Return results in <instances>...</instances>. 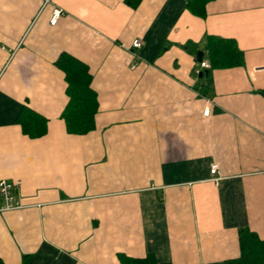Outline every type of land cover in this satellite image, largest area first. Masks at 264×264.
I'll use <instances>...</instances> for the list:
<instances>
[{
  "label": "crops",
  "instance_id": "crops-1",
  "mask_svg": "<svg viewBox=\"0 0 264 264\" xmlns=\"http://www.w3.org/2000/svg\"><path fill=\"white\" fill-rule=\"evenodd\" d=\"M186 2L0 0V180L18 183L0 264H238L242 229L264 256V0H211L203 17ZM207 36L234 41L241 66L210 68ZM60 54L91 76L84 135L60 119Z\"/></svg>",
  "mask_w": 264,
  "mask_h": 264
},
{
  "label": "trees",
  "instance_id": "trees-1",
  "mask_svg": "<svg viewBox=\"0 0 264 264\" xmlns=\"http://www.w3.org/2000/svg\"><path fill=\"white\" fill-rule=\"evenodd\" d=\"M124 4L135 9L140 0H123ZM211 0H187L185 9L197 17L204 16V5ZM206 56L210 68L239 67L242 64V53L237 49L234 41L214 37H205ZM54 66L59 69L66 84L65 94L67 102L60 114L65 131L72 135H84L93 128V119L97 102L93 91L90 89L91 76L87 67L66 54H60ZM31 112H24L20 127L24 135L36 138L44 133L45 122L36 119ZM21 119V118H20ZM254 236L246 229L238 234L240 256L235 263L261 264L264 256L254 254ZM119 264H153L150 258L128 259L118 256Z\"/></svg>",
  "mask_w": 264,
  "mask_h": 264
},
{
  "label": "built area",
  "instance_id": "built-area-1",
  "mask_svg": "<svg viewBox=\"0 0 264 264\" xmlns=\"http://www.w3.org/2000/svg\"><path fill=\"white\" fill-rule=\"evenodd\" d=\"M42 1H43V4H46L48 2V0H42ZM61 13H62L61 10L57 8H53L51 11L50 19H49V24L50 25L55 24L58 17L62 15ZM140 46L141 44L138 40H134L131 43V48L134 50L139 49ZM202 69H208V65L204 62H200L194 72L199 73V70H202ZM207 114H208V110H204L203 116H207ZM209 173L211 175L210 181L214 185H216L218 181L220 180V178L218 177L216 164H212L209 167ZM17 187H18L17 182H8L5 180H0V213L18 208V203L14 201V194L17 190Z\"/></svg>",
  "mask_w": 264,
  "mask_h": 264
},
{
  "label": "water",
  "instance_id": "water-1",
  "mask_svg": "<svg viewBox=\"0 0 264 264\" xmlns=\"http://www.w3.org/2000/svg\"><path fill=\"white\" fill-rule=\"evenodd\" d=\"M200 59H201V53L200 52H197L196 53V61L197 62H200Z\"/></svg>",
  "mask_w": 264,
  "mask_h": 264
}]
</instances>
